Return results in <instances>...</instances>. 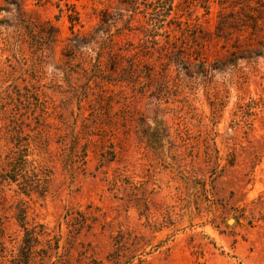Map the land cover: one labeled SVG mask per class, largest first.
Here are the masks:
<instances>
[{"label": "rangeland", "instance_id": "obj_1", "mask_svg": "<svg viewBox=\"0 0 264 264\" xmlns=\"http://www.w3.org/2000/svg\"><path fill=\"white\" fill-rule=\"evenodd\" d=\"M125 1L0 0V264H264V0Z\"/></svg>", "mask_w": 264, "mask_h": 264}, {"label": "trees", "instance_id": "obj_2", "mask_svg": "<svg viewBox=\"0 0 264 264\" xmlns=\"http://www.w3.org/2000/svg\"><path fill=\"white\" fill-rule=\"evenodd\" d=\"M175 0H127L123 3L126 4V6H130L131 11H136L138 9V6L142 4V6H153V10L157 14V23H163L165 19H167L172 11V8L174 6ZM155 7V8H154ZM70 17V16H69ZM160 18V19H159ZM248 24L247 27L251 30H254L257 27V22L262 21L264 23V18L254 17L251 15L246 16ZM72 19V18H70ZM171 23V20H169L168 24ZM27 149L26 147L19 150V153L17 154L16 162L11 168L10 173L2 174L0 175V184L5 181H9L11 183H14L16 181L17 176H19L20 173H23V176L21 178L24 179V176L26 174V168H27ZM33 177V176H32ZM24 189L30 188L31 190H37L40 188L39 181L37 179L28 178L24 180ZM25 190L22 193H25Z\"/></svg>", "mask_w": 264, "mask_h": 264}]
</instances>
